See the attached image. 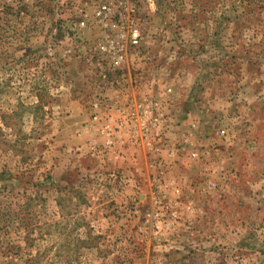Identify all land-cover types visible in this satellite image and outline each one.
Masks as SVG:
<instances>
[{
	"label": "rangeland",
	"instance_id": "rangeland-1",
	"mask_svg": "<svg viewBox=\"0 0 264 264\" xmlns=\"http://www.w3.org/2000/svg\"><path fill=\"white\" fill-rule=\"evenodd\" d=\"M0 0V264H264V0Z\"/></svg>",
	"mask_w": 264,
	"mask_h": 264
},
{
	"label": "built area",
	"instance_id": "built-area-1",
	"mask_svg": "<svg viewBox=\"0 0 264 264\" xmlns=\"http://www.w3.org/2000/svg\"><path fill=\"white\" fill-rule=\"evenodd\" d=\"M95 20L107 38L104 51L115 67L123 66L143 39L136 7L129 0H108L97 8Z\"/></svg>",
	"mask_w": 264,
	"mask_h": 264
}]
</instances>
